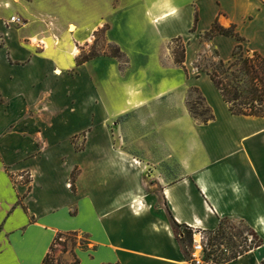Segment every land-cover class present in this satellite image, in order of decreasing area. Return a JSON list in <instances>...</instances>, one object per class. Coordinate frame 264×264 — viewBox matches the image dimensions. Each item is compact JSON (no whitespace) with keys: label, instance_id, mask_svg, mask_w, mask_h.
Returning <instances> with one entry per match:
<instances>
[{"label":"crops","instance_id":"0c3cea01","mask_svg":"<svg viewBox=\"0 0 264 264\" xmlns=\"http://www.w3.org/2000/svg\"><path fill=\"white\" fill-rule=\"evenodd\" d=\"M13 16L24 23L13 25L0 48L2 158L35 150L37 128L50 122L24 116L37 99L51 109L56 87L107 60L114 108L102 121L114 120V198L85 191L80 178L73 193L68 175L62 204L37 198L44 187L37 183L18 205L0 168V264H42L56 235L70 232H84L94 244L80 264H192L171 215L193 233L214 231L223 219L243 221L262 245L225 264H262L264 117L232 114L206 69L231 61L240 44L264 56V0H0V19ZM215 23L243 41L206 37ZM100 32L125 62L98 56L77 63ZM176 41L185 45L186 70L174 61ZM191 88L212 109L207 124L190 115Z\"/></svg>","mask_w":264,"mask_h":264},{"label":"rangeland","instance_id":"374dc122","mask_svg":"<svg viewBox=\"0 0 264 264\" xmlns=\"http://www.w3.org/2000/svg\"><path fill=\"white\" fill-rule=\"evenodd\" d=\"M7 21L0 19V48L3 51H5L6 40L9 39L8 33L13 32L15 28ZM182 44L176 41L173 52L181 51ZM95 52L102 57H111L110 55L116 52L114 45L107 43L103 32L96 34L93 43L88 48L82 49L80 56ZM98 61L100 62L96 65L88 66L90 69L82 72L78 79H66L62 85L53 90L55 92H53L54 100H52L51 109L44 103L45 99L42 97L37 99L30 111L24 115L26 118L34 119L49 117V124L37 128L38 133L33 136L35 150L22 158L5 159L6 162L0 152V168L10 178L11 186L18 198V205H24V201L30 197L37 183L44 185L42 189L37 190L40 195L37 198L47 196L51 198V202L55 201L56 205L62 204L67 196L64 186L68 183L70 190L75 193L79 178L80 185L85 191L97 198H102L104 201L114 198V154L112 153L114 151V120L102 121L114 108V70L107 60ZM121 61L125 62L124 57ZM199 65L205 69L208 66L204 59L200 60ZM223 69L225 68H220L218 63H214L212 68L206 70L221 71ZM232 72L234 73L232 77L229 76L230 73H225L223 76H227L229 80L234 79L240 86L242 96H248L251 85L248 76L242 71L240 61H237ZM196 98L197 96H194V99ZM1 102L5 103L4 98H1ZM6 104L8 105V102ZM7 115L10 116L9 113ZM13 124L9 126V130L15 127ZM75 133L77 134L73 135ZM65 177L67 180L64 185ZM46 187L52 191L50 192ZM148 192L149 196L156 193L154 190H148ZM36 207L42 209V203ZM171 223L173 231L184 237V250L194 264L193 254L196 255V251L194 252L193 243L197 234L193 233L191 248H187L185 246L188 245L190 230L185 227L178 228L173 222ZM243 229L240 221H232L227 226L225 240L217 242L206 235L208 245L205 252L196 257L201 259L203 264L221 263L237 247H240L243 239L238 235L243 232ZM83 235L84 232L63 233L54 247L55 264H74V253L80 260L84 253L88 254L85 251L93 250L92 240L86 241ZM229 238L233 239L235 247L227 241Z\"/></svg>","mask_w":264,"mask_h":264},{"label":"trees","instance_id":"16d2710c","mask_svg":"<svg viewBox=\"0 0 264 264\" xmlns=\"http://www.w3.org/2000/svg\"><path fill=\"white\" fill-rule=\"evenodd\" d=\"M217 35H225V36H234L238 38V40L243 41L242 38H240L235 32L233 28L224 29L222 28L218 23H215L212 30L206 34V37H214ZM181 51H174V61L175 63L182 67L184 70H186L184 62H185V45L182 44ZM116 52L112 53L110 56L113 58H117L119 60L122 59L123 55L121 54L120 50L115 47ZM99 54L96 52L90 55H82L78 58L77 63L83 64L85 62H88L96 57H98ZM237 61H240L242 64V71L248 76L250 81V91L249 95L243 97L242 93L239 90V84L236 83L234 79H228L227 76H223L225 73H230V77L234 76V73L232 72L233 68L236 66ZM218 66L220 68H225L221 71H207V74L211 77L212 81L214 82L215 86L220 90L221 95L223 97L224 102H226L229 105L230 111L234 115H240V116H256V117H264V56L261 54L254 52V53H246L243 50V46L240 44L238 47H236L233 59L229 62H223L219 61ZM213 67V66H212ZM258 82V83H257ZM194 96H197L196 99H194ZM187 107L190 112V115L192 118L200 123V124H207L209 121H211L214 116L212 109L206 104L205 98L203 97L202 93L198 88H191L188 92L187 97ZM171 215V213H170ZM173 224L176 227H185L186 229H189V239H188V245L185 247L191 248L192 242H193V231L186 227L178 225L172 215H171ZM232 220L230 219H223L221 220L218 228L214 231H208L206 232V235L211 236V240L215 241H221L225 240L227 238V226L230 224ZM240 224L243 226V232L239 234L238 236L243 239V242L239 245L240 247H237L236 250L232 252V254L222 260L221 263L216 264H225L231 261H234L238 259L240 256L248 253L251 250H254L262 245V240L260 237L256 234V232L250 228L248 225H246L243 221H240ZM175 236L177 240L180 243L181 250L183 252V255L187 260H191L188 256V253L184 250L183 243H184V237L181 236L180 233L175 232ZM65 234H79L78 232H70ZM63 233H59L56 235L51 247L49 253L44 258L42 264H55V245L61 238ZM84 239L89 242L90 236L88 234H84ZM251 237V238H250ZM232 238H229L227 241L234 245L235 243L232 242ZM239 248V249H238ZM74 264H80V260L78 259L77 255L74 253ZM264 264V261L262 262Z\"/></svg>","mask_w":264,"mask_h":264},{"label":"built area","instance_id":"2783aa9c","mask_svg":"<svg viewBox=\"0 0 264 264\" xmlns=\"http://www.w3.org/2000/svg\"><path fill=\"white\" fill-rule=\"evenodd\" d=\"M24 23V20L21 17L13 16L9 20V24L12 25H21ZM199 236V243L196 244L195 240L193 243L194 252L199 248L201 250L200 254H203L205 252V248L208 245V239L205 233L202 232H194ZM196 236V235H195ZM194 264H203L202 260L197 258L195 254H193ZM205 264V263H204Z\"/></svg>","mask_w":264,"mask_h":264},{"label":"bare ground","instance_id":"6f19581e","mask_svg":"<svg viewBox=\"0 0 264 264\" xmlns=\"http://www.w3.org/2000/svg\"><path fill=\"white\" fill-rule=\"evenodd\" d=\"M70 32H71V31H70ZM77 52H78V51H77ZM195 242H196V244L198 245V243H199V236H198V235L195 236ZM200 252H201V250L198 248V249L196 250V255H199Z\"/></svg>","mask_w":264,"mask_h":264}]
</instances>
